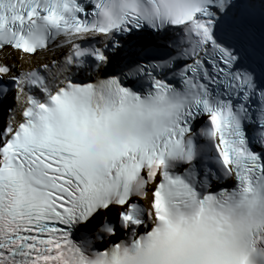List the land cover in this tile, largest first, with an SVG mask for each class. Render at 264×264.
<instances>
[{
  "label": "snow or ice",
  "instance_id": "6c2138e0",
  "mask_svg": "<svg viewBox=\"0 0 264 264\" xmlns=\"http://www.w3.org/2000/svg\"><path fill=\"white\" fill-rule=\"evenodd\" d=\"M0 264H264V0H0Z\"/></svg>",
  "mask_w": 264,
  "mask_h": 264
},
{
  "label": "bare ground",
  "instance_id": "6f19581e",
  "mask_svg": "<svg viewBox=\"0 0 264 264\" xmlns=\"http://www.w3.org/2000/svg\"><path fill=\"white\" fill-rule=\"evenodd\" d=\"M14 103V102H13Z\"/></svg>",
  "mask_w": 264,
  "mask_h": 264
}]
</instances>
